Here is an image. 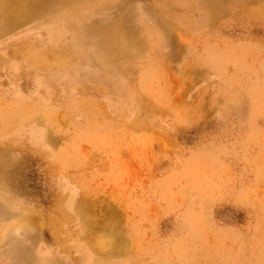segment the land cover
<instances>
[{"label": "rangeland", "instance_id": "rangeland-1", "mask_svg": "<svg viewBox=\"0 0 264 264\" xmlns=\"http://www.w3.org/2000/svg\"><path fill=\"white\" fill-rule=\"evenodd\" d=\"M35 5L0 0V264H264V0Z\"/></svg>", "mask_w": 264, "mask_h": 264}, {"label": "bare ground", "instance_id": "bare-ground-1", "mask_svg": "<svg viewBox=\"0 0 264 264\" xmlns=\"http://www.w3.org/2000/svg\"><path fill=\"white\" fill-rule=\"evenodd\" d=\"M2 1V0H1ZM12 1L15 5H17L18 7V10L19 12L21 11H28L30 8L31 9H34L37 5H35V1L36 0H10ZM47 7H48V4L47 5H44L42 6L41 10L44 11V10H47ZM2 11V9H1ZM30 14V13H29ZM36 13H31L30 15H34ZM121 36H117L115 39H114V42H118L119 44H121V46L124 45L123 40L120 39Z\"/></svg>", "mask_w": 264, "mask_h": 264}]
</instances>
